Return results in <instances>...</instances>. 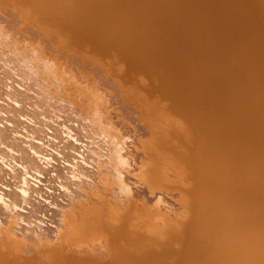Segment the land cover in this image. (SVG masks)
<instances>
[{
  "label": "bare ground",
  "instance_id": "6f19581e",
  "mask_svg": "<svg viewBox=\"0 0 264 264\" xmlns=\"http://www.w3.org/2000/svg\"><path fill=\"white\" fill-rule=\"evenodd\" d=\"M0 264H264V0H0Z\"/></svg>",
  "mask_w": 264,
  "mask_h": 264
},
{
  "label": "rangeland",
  "instance_id": "374dc122",
  "mask_svg": "<svg viewBox=\"0 0 264 264\" xmlns=\"http://www.w3.org/2000/svg\"><path fill=\"white\" fill-rule=\"evenodd\" d=\"M8 23H11L10 21H8Z\"/></svg>",
  "mask_w": 264,
  "mask_h": 264
}]
</instances>
